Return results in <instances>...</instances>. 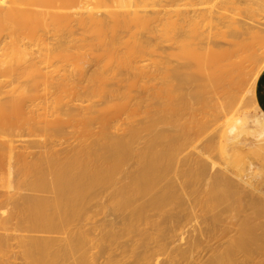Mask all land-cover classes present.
<instances>
[{"label": "bare ground", "instance_id": "obj_1", "mask_svg": "<svg viewBox=\"0 0 264 264\" xmlns=\"http://www.w3.org/2000/svg\"><path fill=\"white\" fill-rule=\"evenodd\" d=\"M149 1L66 18L67 0H0V264H31L7 237L20 215H38L22 239H46L36 234L48 229L38 219L78 215L84 191L118 169L120 151L129 147L135 159L124 163L128 174L111 205L116 212L177 215V198H186L191 185L194 219L200 208L216 209L243 192L264 211V0H216L204 14L169 0H152L149 9ZM71 26L96 35V42L76 39L73 51L65 38ZM122 53L137 58L129 86L141 77L150 96L137 108L128 105L125 119L101 117L98 104L74 102L83 91L69 61L97 64ZM145 56L152 62L140 64ZM116 85L110 93L118 92ZM138 111L143 116L134 120ZM68 125L81 140L64 139ZM181 148L171 177L159 180L164 151L174 155ZM136 194L142 201L134 202ZM82 228L76 226L77 242ZM251 229L241 226L248 234ZM188 235L195 244L204 230L195 224L160 236L176 264L194 263L193 250L183 247ZM72 243L61 239L58 250ZM80 262L77 255L74 264Z\"/></svg>", "mask_w": 264, "mask_h": 264}, {"label": "rangeland", "instance_id": "obj_2", "mask_svg": "<svg viewBox=\"0 0 264 264\" xmlns=\"http://www.w3.org/2000/svg\"><path fill=\"white\" fill-rule=\"evenodd\" d=\"M136 1L138 0H67L66 18L76 13L105 15L112 10L124 9ZM169 1H172L175 7L195 8L200 14H204L216 3V0ZM192 3L194 5H191ZM152 6L153 1L150 0L148 8L151 9ZM71 27L73 29H66L65 38L67 43L72 44L73 51H76L74 48L76 39L89 38L96 42V35L76 26ZM116 48L122 49L121 43L118 42ZM125 57V53H122L120 57L122 61L114 57L89 65L84 62L83 57L75 64L73 60H70L67 69L77 75L78 85L83 91V96H77L74 102L84 105L98 104L102 108L101 117H110L112 114L121 116L123 119L128 117V105L131 104L137 108L142 99L150 96V92L142 89L141 77H135L136 84L129 86V78H132L137 71L132 66L137 58ZM151 58L153 57L145 56L140 64L146 65L152 62ZM81 71H84L83 75L80 74ZM113 82L118 83L114 86L118 89L116 93H110V85ZM138 112L140 113L134 116V120L142 118V111ZM100 125L99 121L94 124L96 127ZM52 131L55 134L58 133L55 129ZM62 134L64 139L71 138L74 143L81 140L75 134L73 127L69 125L63 128ZM34 138L43 137L37 135ZM133 149L129 147L121 150L120 154L124 153V157L123 161H120V167L115 171L104 173L99 182L84 191L85 197L78 203V215H53L51 219L43 217L38 219L40 223L48 224L46 231L36 232L37 235L47 237L46 239L39 237L31 240L22 239L21 234L25 231L24 229L38 215H20L22 222L15 225L10 231L11 235L7 237L12 238V243L19 245L17 250L21 253L23 261L28 254L31 264H74L77 255L80 256V264H176L174 255L161 248L160 236L169 234L173 227L192 229L196 224L198 228L204 230V235L195 244L187 241L190 238L188 235L183 245L185 249L193 250V264H256L257 262L264 264V211L255 210L249 193L232 194L228 202L216 209L212 206L200 208V215H197L195 219L194 215L190 214L188 202L192 185L187 188L186 198H177L181 208L177 215H152L154 210H149L147 212L149 215H127V210L114 211L111 207L112 200L128 174L124 170L125 161L133 162L135 159L130 155ZM183 149L181 148L174 155L170 151H164L166 156L159 170V180L166 181L171 177L173 168L182 157ZM191 181L193 182V179ZM260 188L264 194V183L260 185ZM133 198L135 203L142 201L137 194ZM172 203L170 199L168 206ZM221 207H224V211L219 214ZM244 223H248L252 228L249 234L241 231ZM77 225H83L85 235L80 236L79 242L75 237ZM256 234H258L257 238ZM69 238L73 241L72 245L67 250H58L57 244L60 240ZM2 242L3 238L0 239L1 244ZM183 263H185L184 260Z\"/></svg>", "mask_w": 264, "mask_h": 264}, {"label": "crops", "instance_id": "obj_3", "mask_svg": "<svg viewBox=\"0 0 264 264\" xmlns=\"http://www.w3.org/2000/svg\"><path fill=\"white\" fill-rule=\"evenodd\" d=\"M261 101H262V104L264 105V82H263V87L261 89Z\"/></svg>", "mask_w": 264, "mask_h": 264}]
</instances>
